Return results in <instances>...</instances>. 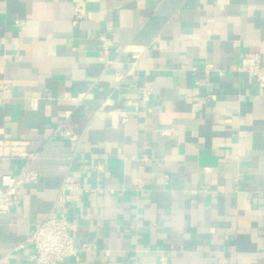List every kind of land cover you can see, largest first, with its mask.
<instances>
[{"label": "crops", "instance_id": "1", "mask_svg": "<svg viewBox=\"0 0 264 264\" xmlns=\"http://www.w3.org/2000/svg\"><path fill=\"white\" fill-rule=\"evenodd\" d=\"M99 35L144 52L106 68ZM246 53L264 63V0H0V141L25 142L38 173L0 216V264H32L27 237L64 210L78 252L53 264H264ZM24 166L0 148V177Z\"/></svg>", "mask_w": 264, "mask_h": 264}, {"label": "built area", "instance_id": "2", "mask_svg": "<svg viewBox=\"0 0 264 264\" xmlns=\"http://www.w3.org/2000/svg\"><path fill=\"white\" fill-rule=\"evenodd\" d=\"M81 17L82 11L76 10V20ZM97 41L98 51L105 60L106 68L112 65V62L107 59L112 49L118 55L122 53L129 54L132 65L144 52V49L141 47L115 44L104 35H99ZM243 58L245 63L240 70L250 75L260 89H264V63H262L260 55L258 53H246ZM139 94L142 102L145 103L153 94L152 84L148 82L143 83L139 87ZM91 98L92 93L87 91L71 100L76 104H81ZM162 133L167 135L168 131H163ZM53 136L66 139L72 136V132L56 129ZM26 146L25 142L13 141L7 138L0 141V148L6 155L25 160V166L17 174H4L0 177V216L6 215L16 208L19 203V192L26 185L35 183L38 180V173L32 167L37 154L29 153ZM91 169L95 172L97 168L93 166ZM64 189H71V185L66 183L63 187ZM94 190L99 191L98 188ZM71 198L61 192L58 200L60 203L65 204ZM70 228L71 225L67 220L65 210L58 216L48 215L43 221L36 224L33 231L27 237V243L32 248V254L30 255L31 263L53 264L74 256L78 250L74 245L73 238L70 236Z\"/></svg>", "mask_w": 264, "mask_h": 264}]
</instances>
